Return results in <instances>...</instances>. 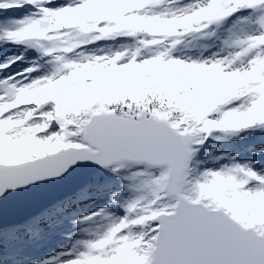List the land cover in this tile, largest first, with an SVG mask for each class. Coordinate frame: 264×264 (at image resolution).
Segmentation results:
<instances>
[{"label": "snow or ice", "instance_id": "6c2138e0", "mask_svg": "<svg viewBox=\"0 0 264 264\" xmlns=\"http://www.w3.org/2000/svg\"><path fill=\"white\" fill-rule=\"evenodd\" d=\"M259 201L264 0H0V264H264Z\"/></svg>", "mask_w": 264, "mask_h": 264}, {"label": "rangeland", "instance_id": "374dc122", "mask_svg": "<svg viewBox=\"0 0 264 264\" xmlns=\"http://www.w3.org/2000/svg\"><path fill=\"white\" fill-rule=\"evenodd\" d=\"M209 193L212 194L213 192L219 191V189H208ZM243 208H247V213L249 215V220H261L264 221V201H259L256 203H249L245 202L242 204Z\"/></svg>", "mask_w": 264, "mask_h": 264}, {"label": "trees", "instance_id": "16d2710c", "mask_svg": "<svg viewBox=\"0 0 264 264\" xmlns=\"http://www.w3.org/2000/svg\"><path fill=\"white\" fill-rule=\"evenodd\" d=\"M242 206H243V205H241V206L239 207L238 211L241 213V215H242V217H243L244 219L249 220V215H248V213H247V208L244 209ZM249 221H250V220H249Z\"/></svg>", "mask_w": 264, "mask_h": 264}]
</instances>
